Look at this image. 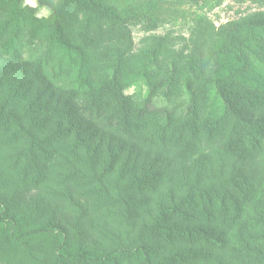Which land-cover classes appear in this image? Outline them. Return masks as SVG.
<instances>
[{
	"label": "trees",
	"instance_id": "16d2710c",
	"mask_svg": "<svg viewBox=\"0 0 264 264\" xmlns=\"http://www.w3.org/2000/svg\"><path fill=\"white\" fill-rule=\"evenodd\" d=\"M36 1L0 0V264H264V11L177 50Z\"/></svg>",
	"mask_w": 264,
	"mask_h": 264
},
{
	"label": "rangeland",
	"instance_id": "374dc122",
	"mask_svg": "<svg viewBox=\"0 0 264 264\" xmlns=\"http://www.w3.org/2000/svg\"><path fill=\"white\" fill-rule=\"evenodd\" d=\"M56 5L61 0H48ZM120 15L127 12L142 13L158 20L163 25L159 35L167 34L171 38V44L177 50H183L185 42L180 39H189L194 29L196 19L204 16L214 25L220 26L229 21H237L251 14L264 11V7L249 2L241 3V0H105ZM26 4L37 6L36 0H26ZM148 11V12H147ZM145 12H147L145 14ZM49 8H39L38 16H48ZM140 32L134 31L133 42L137 45ZM30 51H26L28 57ZM130 89L127 93L131 94ZM145 88H141L144 95Z\"/></svg>",
	"mask_w": 264,
	"mask_h": 264
}]
</instances>
